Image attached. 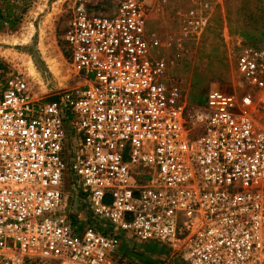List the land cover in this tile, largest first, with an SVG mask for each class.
Returning <instances> with one entry per match:
<instances>
[{"label": "built area", "instance_id": "built-area-1", "mask_svg": "<svg viewBox=\"0 0 264 264\" xmlns=\"http://www.w3.org/2000/svg\"><path fill=\"white\" fill-rule=\"evenodd\" d=\"M170 1L70 0L62 41L81 82L37 96L20 73L0 80V264H140L122 238L184 264H264V45L237 56L240 92L211 88L192 114L147 29ZM208 4L181 14L176 47ZM66 171L103 229L71 215Z\"/></svg>", "mask_w": 264, "mask_h": 264}, {"label": "rangeland", "instance_id": "rangeland-1", "mask_svg": "<svg viewBox=\"0 0 264 264\" xmlns=\"http://www.w3.org/2000/svg\"><path fill=\"white\" fill-rule=\"evenodd\" d=\"M198 2L209 3L208 24L199 37L184 38L176 47L175 39L186 26L181 14L187 15ZM69 4L70 0H0L3 11L11 6L12 12L20 15L13 29H0V80L20 73L37 96H50L81 82L62 41ZM147 29L161 40L168 81L181 92L188 111L194 114L206 104L211 88L228 93L241 91L236 58L244 48L264 45V0H171L166 6L156 5L150 10ZM29 64L40 83L30 74ZM253 117L264 126V114ZM66 173L64 193L71 215L96 226L86 205L76 200L70 171ZM121 244L119 250L126 262L184 264L167 248L150 250L148 243L130 238H122Z\"/></svg>", "mask_w": 264, "mask_h": 264}, {"label": "trees", "instance_id": "trees-1", "mask_svg": "<svg viewBox=\"0 0 264 264\" xmlns=\"http://www.w3.org/2000/svg\"><path fill=\"white\" fill-rule=\"evenodd\" d=\"M19 21L20 15L12 12L11 6H7L5 11L0 8V29L5 27L13 29Z\"/></svg>", "mask_w": 264, "mask_h": 264}, {"label": "crops", "instance_id": "crops-1", "mask_svg": "<svg viewBox=\"0 0 264 264\" xmlns=\"http://www.w3.org/2000/svg\"><path fill=\"white\" fill-rule=\"evenodd\" d=\"M92 218H93V222L96 223V226H95V227L98 228V229H103V225H102L103 222H101L100 220H98V219H96V218H94V217H92ZM121 245H122V244H120L119 249H121ZM146 246H147V248L150 249V250H152V249H156L157 251H160V249H161V250L164 249L163 246H161V245H159V244H155V243H148Z\"/></svg>", "mask_w": 264, "mask_h": 264}, {"label": "bare ground", "instance_id": "bare-ground-1", "mask_svg": "<svg viewBox=\"0 0 264 264\" xmlns=\"http://www.w3.org/2000/svg\"><path fill=\"white\" fill-rule=\"evenodd\" d=\"M52 66H53V65H52ZM28 70H29L30 74L33 75V76L37 79V82L40 83L36 71L34 70V68H33L30 64L28 65ZM33 76H32V77H33ZM42 84H43V83H42Z\"/></svg>", "mask_w": 264, "mask_h": 264}]
</instances>
